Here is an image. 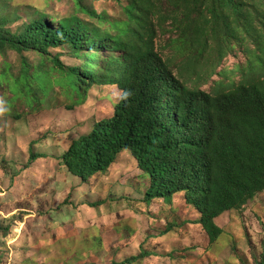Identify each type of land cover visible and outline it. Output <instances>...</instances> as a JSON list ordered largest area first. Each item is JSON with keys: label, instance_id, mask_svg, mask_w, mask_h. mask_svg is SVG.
<instances>
[{"label": "trees", "instance_id": "trees-1", "mask_svg": "<svg viewBox=\"0 0 264 264\" xmlns=\"http://www.w3.org/2000/svg\"><path fill=\"white\" fill-rule=\"evenodd\" d=\"M1 7L0 0V53L36 51L46 57L51 49L68 47L84 60L68 67L55 56L49 70H33L23 57L11 100L41 106L51 71L68 80L75 104H82L93 86L121 91L113 116L97 122L62 155L73 176L87 180L106 173L128 150L149 177L145 200L184 192L201 213L211 244L225 233L217 219L264 191V0H129L122 21L87 10L100 23H110L112 33L78 17L55 27L51 15L40 14L12 34ZM168 32L175 57L200 78L210 77L230 53L241 52L239 80L213 92L189 87L156 49L159 34ZM103 51L110 54L103 57ZM37 157L31 154L30 161Z\"/></svg>", "mask_w": 264, "mask_h": 264}, {"label": "rangeland", "instance_id": "rangeland-1", "mask_svg": "<svg viewBox=\"0 0 264 264\" xmlns=\"http://www.w3.org/2000/svg\"><path fill=\"white\" fill-rule=\"evenodd\" d=\"M81 2L82 6L77 0H1V11L12 34L21 33L40 14L51 15L55 27L60 20L78 17L111 33L110 23H100L87 10L113 21L126 19L129 0ZM170 37V32L160 33L156 49L189 87L213 92L239 80L241 52L230 53L210 77L200 78L175 57ZM55 56L68 67L84 63L68 47L51 49L46 57L36 51L0 53V73L9 70L0 78V264H114L141 252L146 255L125 264L264 260V191L242 209L219 217L225 233L211 244L200 224L201 213L186 202L184 192L145 200L150 180L130 151L121 152L106 173L87 180L69 173L62 155L97 122L113 116L121 91L113 85L93 86L85 101L75 104L68 80L51 71L41 106L11 100L13 75L19 74L22 58L29 59L33 70H49ZM31 154L40 157L31 162Z\"/></svg>", "mask_w": 264, "mask_h": 264}]
</instances>
